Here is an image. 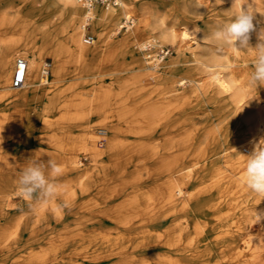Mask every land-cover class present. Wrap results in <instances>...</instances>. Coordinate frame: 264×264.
Returning a JSON list of instances; mask_svg holds the SVG:
<instances>
[{"label":"bare ground","instance_id":"bare-ground-1","mask_svg":"<svg viewBox=\"0 0 264 264\" xmlns=\"http://www.w3.org/2000/svg\"><path fill=\"white\" fill-rule=\"evenodd\" d=\"M26 1L24 13L0 11V144L42 118L44 128L52 116L64 119L68 177L57 193L76 187L88 197L73 231L80 258L87 264L254 258L251 229L255 210L264 226V198L250 199L243 150L252 153L264 140V85L248 82L264 30V0ZM247 2L256 12L251 47L217 42L213 32ZM88 26L96 32L93 46H87ZM148 46L155 54L143 53ZM169 46L175 56L164 62ZM121 56L129 63H118ZM19 58L28 66L24 83L15 87ZM36 101L40 114L33 111ZM57 135L47 140H60ZM80 152L89 165L80 162ZM13 161L0 155V170ZM185 185L194 187L188 195ZM207 205L216 208L214 216L184 222L187 211L204 213ZM15 226L0 242L15 235ZM27 249L37 258L39 249Z\"/></svg>","mask_w":264,"mask_h":264},{"label":"rangeland","instance_id":"rangeland-1","mask_svg":"<svg viewBox=\"0 0 264 264\" xmlns=\"http://www.w3.org/2000/svg\"><path fill=\"white\" fill-rule=\"evenodd\" d=\"M98 3L102 4L101 0ZM28 4L29 1L26 0H0V11H5L10 16L16 10L24 13ZM130 25L133 26L132 24ZM127 30V28L122 29V32L116 35L114 40L121 39ZM11 31L16 30L12 29ZM88 36H92L93 40L89 41L90 43L87 46H93V42L97 40V37L92 26H88V31L85 34L86 40H89ZM168 48L170 54L166 56L164 62L168 60L170 55L175 56L174 48L172 46ZM155 51L156 49L148 46L143 53L155 54ZM156 55L160 56V51H157ZM50 57V55H46L45 61L47 63H52ZM117 61L118 63H129L130 58L121 56L117 58ZM50 68L48 67L47 69ZM68 72V78H73L75 67L70 65ZM130 75H132L131 72L125 74V76ZM111 81V77L103 80L106 84ZM99 82L98 80V84ZM41 104L40 101L35 102L33 111L36 114L42 113ZM52 117L50 128H44V118L41 117L40 122L38 121L37 125L31 129L32 131L22 129L12 138H7L2 145L0 144V155L5 158L14 159L12 163L6 164L5 168H1L0 170V201L5 198L9 200L6 199V201L0 202V234L4 233L3 231L9 229L11 226H14V224L16 225L14 227L16 229L15 235L10 237L7 235L5 238L8 240L4 239L5 241L1 240L0 242V262L7 258L9 259L7 264H61V262L63 264H87L89 262L88 258H80L82 255L79 253L78 239L76 236H73L77 218L82 214L80 203L86 201L88 197L85 198L79 194L77 195L76 187L71 190L70 194L68 192H58L54 197L46 201L39 199L36 195L29 199L18 190V179L22 170L32 159H38L41 155L45 157L40 159L44 162H47L48 158L52 157H57L61 163L64 162L60 166V172L51 177L56 185L68 177V175H64L66 174V162L64 161V154L66 153L65 145L70 142L65 137L68 126L63 121V118L61 120L57 119L60 118L58 115ZM91 129L96 130L97 128L92 126ZM54 134H58V137L61 135V139L58 141H48V137ZM101 140L105 144V140ZM100 147L103 148L104 146ZM243 152L246 156L251 153L249 147H245ZM79 159L84 166L89 165V160H87L83 152H80ZM192 189L194 187L183 186V190L187 195ZM72 192L75 195H72V198L68 200ZM214 192L217 193V191ZM250 193V199L257 196L253 192ZM258 205V203L255 204V206ZM42 207L45 208V214L37 217L36 212ZM224 210H226V206L223 205L221 211ZM204 211L202 213L199 208L196 211L194 209L192 214L187 211L184 222L194 225V219L211 217L217 213L216 208L212 205H207ZM109 225L112 226L113 224L109 223ZM251 236H253V246L256 249L254 258L246 255L242 257L227 256L221 259L222 264H264V226L261 222L258 223L256 221V225L251 229ZM27 248L39 249L35 253V255L38 254L37 258H30L32 250H28Z\"/></svg>","mask_w":264,"mask_h":264},{"label":"clouds","instance_id":"clouds-1","mask_svg":"<svg viewBox=\"0 0 264 264\" xmlns=\"http://www.w3.org/2000/svg\"><path fill=\"white\" fill-rule=\"evenodd\" d=\"M244 5H247L245 7ZM256 12L251 4L241 3L235 18L213 32V38L222 45L246 49L251 47L250 34L255 30L253 21ZM257 50L253 62V69L249 75V84L253 86L264 85V30L261 31L259 42L255 46ZM264 141V140H262ZM257 145L247 157L244 169L245 185L256 195L264 198V143ZM59 165L49 159L44 162L40 159H32L22 170L18 179L19 192L31 199L36 195L46 201L57 193V185L51 177L60 172ZM254 218L261 222L262 215L256 210Z\"/></svg>","mask_w":264,"mask_h":264},{"label":"built area","instance_id":"built-area-1","mask_svg":"<svg viewBox=\"0 0 264 264\" xmlns=\"http://www.w3.org/2000/svg\"><path fill=\"white\" fill-rule=\"evenodd\" d=\"M88 2V1H87ZM91 2V1H90ZM89 41L93 40L92 36H88ZM28 63L24 58H19L17 62V73L13 79V85L18 87L24 83V79L26 77ZM103 140L99 142V144H103Z\"/></svg>","mask_w":264,"mask_h":264}]
</instances>
